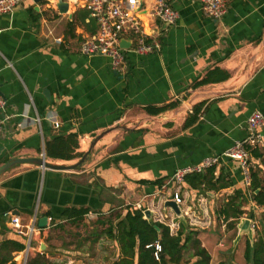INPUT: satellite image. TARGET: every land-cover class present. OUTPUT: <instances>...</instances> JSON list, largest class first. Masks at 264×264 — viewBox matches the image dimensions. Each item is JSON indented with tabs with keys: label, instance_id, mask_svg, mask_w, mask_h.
Segmentation results:
<instances>
[{
	"label": "crops",
	"instance_id": "1",
	"mask_svg": "<svg viewBox=\"0 0 264 264\" xmlns=\"http://www.w3.org/2000/svg\"><path fill=\"white\" fill-rule=\"evenodd\" d=\"M58 1L24 0L0 18V96L6 102L0 112V166L12 158L41 155L52 165H75L81 157L46 154V143L69 137L77 144L73 154H87V160L75 170L21 164L0 175V264H17L19 252L1 248L5 242H21L9 228L10 214L23 223L35 219L42 229L32 242L41 253H33L31 260L114 264L120 259L119 246L107 231L115 229L126 208L145 209L153 221L162 198L172 199L171 187L163 192L161 187L174 171L200 165L246 141L247 118L255 111L264 116V0H225L220 20L204 16L194 0H168L178 19L174 25H160V50L144 56L128 52L116 70L106 57L79 53L82 40L95 35L96 23L73 0H62L68 11L60 14ZM207 76L214 80L195 88ZM191 96V110L185 111ZM172 102L178 103L173 110L146 112ZM199 103L203 106L196 121L184 127ZM247 149L250 169L264 187V147ZM216 167L223 168L232 186L218 192L184 186L188 216L177 219L172 233L188 225L198 230L211 264L218 256L235 252L242 258L244 253L239 223L226 230L232 233L231 242L217 241L208 230L218 221V197L238 191L247 200L243 218L256 226L264 217V206L247 197L250 190L239 165L222 161ZM67 210L87 213L73 218ZM67 227L86 234L82 248L63 249L54 241L56 228ZM242 260L234 258L231 264H245Z\"/></svg>",
	"mask_w": 264,
	"mask_h": 264
},
{
	"label": "built area",
	"instance_id": "2",
	"mask_svg": "<svg viewBox=\"0 0 264 264\" xmlns=\"http://www.w3.org/2000/svg\"><path fill=\"white\" fill-rule=\"evenodd\" d=\"M24 0H0V18L11 14ZM199 4L201 13L213 20H220L226 13L225 0H194ZM72 3L81 9H85L89 17L97 26L94 36L82 40L79 53L84 57H106L110 61L111 68L116 70L125 62V55L132 52L144 56L160 50V25H174L178 14L172 9L168 0H73ZM54 5V3H53ZM124 40L129 43L128 48L120 47ZM6 107L5 100L0 96V112ZM4 120H0V135L3 132ZM59 127L56 122L52 123ZM264 116L253 112L246 120L248 138L244 142L235 143L230 149L218 157L207 158L200 165L177 169L169 178V181L161 187V192L171 187V200L162 198L161 208L153 212V222L161 223L173 233L178 219L170 208H165L167 201H173L179 207L183 216H188L183 211L186 201L184 190V178L192 173H201L206 169L216 166L222 161H232L239 165L245 184L250 185V153L247 147H264ZM135 210H142L140 207ZM144 209L142 213L144 214ZM145 218V216H144ZM195 219V218H194ZM190 220L191 224L194 222ZM51 221V219H48ZM255 226L252 224V228ZM9 228L12 233L24 239V248L15 258L17 264H29L33 253H41L40 248L35 250L32 242L39 236L42 229L35 226V219L23 223L20 217L10 214Z\"/></svg>",
	"mask_w": 264,
	"mask_h": 264
},
{
	"label": "trees",
	"instance_id": "3",
	"mask_svg": "<svg viewBox=\"0 0 264 264\" xmlns=\"http://www.w3.org/2000/svg\"><path fill=\"white\" fill-rule=\"evenodd\" d=\"M213 78L209 76L195 85V88L207 85ZM178 103L172 102L160 108L146 109L148 114L157 115L162 112L177 108ZM203 103L197 104L188 115L184 127L192 125L196 119L198 110ZM72 146V149H71ZM77 144L73 137L67 139L57 138L46 143V154L49 158L71 160L82 157L73 154ZM252 156L260 155L252 151ZM184 186L191 191H214L218 192L232 186L231 181L225 174L223 168L217 170L212 166L201 173H192L184 178ZM250 201L257 206H264V187L262 180L253 170L250 172ZM246 199L238 191L233 192L217 210L215 215L228 229H233L239 219L245 216L243 210ZM86 210H67L66 215L78 218L86 214ZM250 219L252 218L249 217ZM114 231V232H113ZM107 234L114 237L119 246L120 259L114 264H210L211 257L207 250L201 246L197 238L198 230L194 228H183L175 234L170 229L152 220H146L141 210L126 208L125 214L120 217L115 229L110 227ZM21 238V237H20ZM1 248H9L13 252H20L24 248V239L21 242H5ZM189 253L188 261L184 262L185 253ZM245 264H264V235L259 236L253 244L246 243L243 253ZM15 264V263H11ZM29 264H45L38 258L30 260Z\"/></svg>",
	"mask_w": 264,
	"mask_h": 264
},
{
	"label": "rangeland",
	"instance_id": "4",
	"mask_svg": "<svg viewBox=\"0 0 264 264\" xmlns=\"http://www.w3.org/2000/svg\"><path fill=\"white\" fill-rule=\"evenodd\" d=\"M227 196L228 195H222V196L218 197L217 206H216L217 208L219 206H221V204L227 198ZM247 197L248 198L250 197V193L249 194L247 193ZM244 207H246V204H244ZM198 215L201 217L200 213ZM217 220L218 221H217L216 225L214 223L213 226H209L208 230H210V232L215 235V239L217 241L222 242L223 240H225V242H231L232 241V233H230V231H229V234H228L226 231V230H228V227L226 225L222 227V223L220 222V219H217ZM240 220L241 219H239V221L237 223H240ZM187 227H189V225ZM75 229H76L75 227H67V228H62V229L56 228V231L53 234L54 235L53 236L54 241L59 243L60 247L63 249L70 250V246L75 247V248H82V242H83L82 239L86 238L87 236L83 232H82L83 233L82 234V233L75 231ZM235 229H236V225H235ZM252 230H253L252 236L249 240L250 244H253L254 239H257L259 236L264 235V217L263 216H262V219L260 221V224L258 223V225H256ZM238 232H239V230H238ZM225 234H228V235L223 236ZM248 238L249 237L246 235L241 236V239H243L241 246L244 247V250H245V246H246L245 241L248 240ZM225 246H227V243L225 244ZM53 249H55V248L53 247ZM53 249H51L50 251L54 252ZM225 250H222V253H224ZM54 253L55 254H62V253L56 252V251ZM234 258L236 260V263H243V260H242L243 257L241 258L240 254L235 255V252H234L233 255H231V256L230 255H223L222 257H220V256L216 257V259H214L212 264H231V260L232 259L234 260ZM188 260H190V259H189V253L187 252L184 255V262H186ZM182 264H184V263H182Z\"/></svg>",
	"mask_w": 264,
	"mask_h": 264
},
{
	"label": "water",
	"instance_id": "5",
	"mask_svg": "<svg viewBox=\"0 0 264 264\" xmlns=\"http://www.w3.org/2000/svg\"><path fill=\"white\" fill-rule=\"evenodd\" d=\"M33 1H34V3L39 4L41 2H44L45 0H33ZM56 9L60 14H65L68 11V4L62 0H59L56 4ZM120 47L128 48L129 43L122 40L120 42ZM193 98H194V96H191V98L188 99L186 106L184 108L185 111L191 110L190 102L192 101ZM90 150H91V148H90ZM86 160H87V154H84L81 157V159L75 165H72V166H56V165H52L50 163H47L45 161L44 155H41L40 157H37V158H12L9 161H7L6 163H4L2 166H0V175L6 171L18 166V165H21V164H31V165L40 167L42 169H50V170H75L78 167H80L84 162H86ZM164 207L172 209L173 212L178 217V219L183 218V215H182L179 207L176 205L175 202L167 201L164 204ZM144 216H145L146 220H151L149 211H145ZM252 229H253L252 228V222L249 219L243 218L238 225V230H239L238 238L240 239L241 236L246 235L250 239L252 236V232H253Z\"/></svg>",
	"mask_w": 264,
	"mask_h": 264
}]
</instances>
